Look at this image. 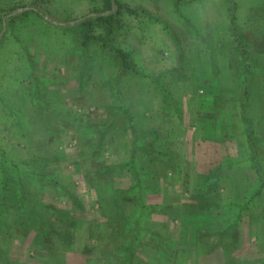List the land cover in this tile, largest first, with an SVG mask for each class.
<instances>
[{"label":"rangeland","instance_id":"1","mask_svg":"<svg viewBox=\"0 0 264 264\" xmlns=\"http://www.w3.org/2000/svg\"><path fill=\"white\" fill-rule=\"evenodd\" d=\"M121 1L141 12L139 17H124L127 27L116 42L130 54L136 73L117 79V62L102 56L95 59L93 65V59L89 62L92 69L83 88L79 78L89 64L85 58L97 51L79 49L76 35L69 26L88 16L93 7H100V0H0V16L16 7V13L35 10L45 17L41 20L30 14L27 20L2 32L5 38L0 47V97L6 96L10 109L14 105L24 107L23 112L31 117L30 124L37 126L41 123L33 114L30 84L33 82L38 91L40 88L46 91L44 106L48 112L42 117L52 122L54 128L61 127L56 144L64 156L58 169L69 177L73 186L71 198L48 187L45 200L70 216L80 218L73 224L72 238L76 246L72 244L70 251L58 256L36 251L32 248L35 235L30 230L20 240L12 242L13 252L24 251L28 264H87L88 258L81 252L84 242H90L108 256L118 254L109 260H92L88 264H122L127 254H134V260L143 264H247L245 260L250 262L261 257L264 254L263 205L254 209L249 221L244 219L240 223L236 250L226 262L220 254L180 255L185 250L177 251L176 246H186L189 231L182 232L181 224L165 215L151 216L152 221L143 228L155 231L156 237L145 232L146 238L141 233L135 235L137 217L134 214L102 217L96 204V192L88 188L81 177L75 153L80 152L84 140L99 143L101 135L91 129L80 133L75 127L79 115L90 116L96 125L115 120L119 129H110L114 131L107 136L109 144L102 149L110 151L104 152L97 161L116 162L118 154L131 152L132 135L126 136L131 119L139 131L153 129L163 136L167 134L166 148L180 158L178 175L175 178L169 175L167 195L171 197L152 195L148 201L151 205L184 203L195 190L194 175L206 173L230 153L226 144L201 138L211 131L209 122L199 116L205 115L201 103L212 94H221L220 97L241 94L244 65L252 66L253 74L258 77L264 74V0H195L181 5H177L178 0ZM117 10L115 6L113 11ZM142 10L155 20L143 15ZM30 60L35 65L34 75L27 69ZM202 79L207 84L201 85ZM3 107L0 99V149L9 151L8 142L16 146L29 139L22 136L23 131L5 124ZM177 110L182 111V117ZM31 129H26V134L36 140L49 137L47 131ZM128 182L120 181L123 186ZM80 201L84 204L76 205ZM213 219L183 217L187 223ZM158 237L172 242V247L176 248L173 257L161 250L163 245L160 247Z\"/></svg>","mask_w":264,"mask_h":264},{"label":"trees","instance_id":"2","mask_svg":"<svg viewBox=\"0 0 264 264\" xmlns=\"http://www.w3.org/2000/svg\"><path fill=\"white\" fill-rule=\"evenodd\" d=\"M193 1L195 0H178L177 5ZM100 5L93 7L90 14L83 17L80 22L69 26L76 35L77 47L85 51H97L93 52L92 57L85 58L88 63L93 59L92 65L95 59L102 56L114 59L119 68L117 79L134 75L135 64L130 54L116 42L127 27L124 17H139L141 12L121 0H100ZM115 6L118 8L116 12L113 11ZM16 10V7H11L7 15L0 16V35L7 28L27 20L30 14L41 20L45 19L35 10L19 13H16ZM142 14L155 20L146 10H142ZM4 38L5 35L0 47ZM99 52L101 54L96 56L95 54ZM28 62L30 65L27 69L34 75V62L33 60ZM244 66L245 74L240 82L243 88L241 94L230 97L228 95L220 97L221 94L207 96V101L201 103L204 106L201 111L205 115H199L203 116L211 127V131L204 133L201 138L206 142L226 144L230 153L206 173L197 172L194 175L195 190L179 206L166 202L151 205L148 201L152 195L169 196L167 195L169 175H173L174 178L178 175L180 158L173 156V152L166 148L167 134L163 136V133L153 129L139 131L131 119L126 128L128 131L126 136L132 135L131 152L127 155L118 154L116 162L109 159L97 161L105 152L102 149L109 144L107 136L114 131L110 129L115 128L116 131L119 128L115 120L96 125L88 115L77 117L78 123L75 127L77 132L86 133L83 132L84 129H91L99 131L101 135L99 143H93L90 139L84 140L80 152L75 153L79 159L81 177L88 188L96 192V204L102 217L134 214L137 217L135 235L141 233L146 238L147 233L152 236L155 234V231L143 228L152 221L151 216L165 215L181 224L179 227L182 232L189 231L186 246H176L177 251L185 250L183 253L180 252V255L183 256L184 253L189 255L193 252L209 257L220 254L225 262L231 259L230 255L236 250L240 223L244 219L249 221L250 214L258 205L264 207V74L258 77L253 74L252 66ZM91 69L89 63L87 69L85 68L80 75L83 88ZM205 83L207 84V81L202 79L201 85ZM30 87L34 103L33 114L41 123L37 126L30 124L31 117L27 112H23L24 107L14 105L15 107L10 109L6 104L8 102L6 96L0 97L6 111L2 116L5 124L23 131L22 136L30 140V142L26 140L25 144H17L18 146L8 142L6 146L9 151L5 148L0 149V264H28L24 251L13 252L12 242L20 240L30 230L35 235L32 248L36 251L58 256L60 253L70 251L72 244L76 246L72 238V229L73 224L80 221V218L70 216L66 211L54 207L45 200L48 187L59 190L66 198H71L73 184L69 182V177L62 175L58 169L60 168L58 163L64 156L56 144L60 138L61 127L54 128L52 122L42 117V114L48 112L44 106L46 91L41 88L38 91L33 82ZM163 96L166 97V94ZM177 113L183 116L182 111L177 110ZM32 127L47 131L49 137L36 140L34 136L26 134L25 130ZM34 140L35 143L32 142ZM108 151L110 149L106 150ZM123 179L129 181L127 186L120 183ZM171 191L176 193L175 189ZM83 204L80 201L76 205ZM184 216L214 219L187 223L183 220ZM74 231L76 232L75 228ZM75 239L74 234V241ZM158 242L160 247L163 245L161 250L173 257L176 248L172 247V242H165L159 237ZM81 252L88 258L87 264L92 260H109L118 255L108 256L90 242L88 244L84 242ZM134 258V254H127L122 264H143L140 260L136 262ZM245 261L247 264H264V254L250 262Z\"/></svg>","mask_w":264,"mask_h":264},{"label":"water","instance_id":"3","mask_svg":"<svg viewBox=\"0 0 264 264\" xmlns=\"http://www.w3.org/2000/svg\"><path fill=\"white\" fill-rule=\"evenodd\" d=\"M115 10H116V9H115ZM48 20H49L51 23H53V24L56 23V22H55L54 20H52V19H49V18H48ZM80 21H81V20H78V21H76L75 23H78V22H80Z\"/></svg>","mask_w":264,"mask_h":264}]
</instances>
